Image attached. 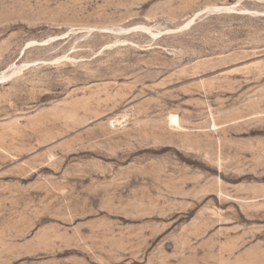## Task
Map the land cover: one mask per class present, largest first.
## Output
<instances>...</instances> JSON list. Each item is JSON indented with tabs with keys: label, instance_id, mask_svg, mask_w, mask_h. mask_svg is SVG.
I'll list each match as a JSON object with an SVG mask.
<instances>
[{
	"label": "rangeland",
	"instance_id": "obj_1",
	"mask_svg": "<svg viewBox=\"0 0 264 264\" xmlns=\"http://www.w3.org/2000/svg\"><path fill=\"white\" fill-rule=\"evenodd\" d=\"M0 264H264V0H0Z\"/></svg>",
	"mask_w": 264,
	"mask_h": 264
},
{
	"label": "bare ground",
	"instance_id": "obj_2",
	"mask_svg": "<svg viewBox=\"0 0 264 264\" xmlns=\"http://www.w3.org/2000/svg\"><path fill=\"white\" fill-rule=\"evenodd\" d=\"M171 120L173 121V117L171 118Z\"/></svg>",
	"mask_w": 264,
	"mask_h": 264
}]
</instances>
